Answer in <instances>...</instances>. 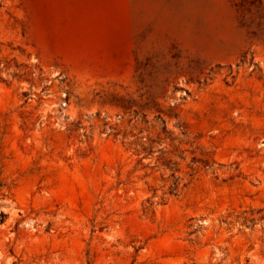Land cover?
Returning a JSON list of instances; mask_svg holds the SVG:
<instances>
[{
	"label": "rangeland",
	"instance_id": "obj_1",
	"mask_svg": "<svg viewBox=\"0 0 264 264\" xmlns=\"http://www.w3.org/2000/svg\"><path fill=\"white\" fill-rule=\"evenodd\" d=\"M0 264H264V0H0Z\"/></svg>",
	"mask_w": 264,
	"mask_h": 264
}]
</instances>
